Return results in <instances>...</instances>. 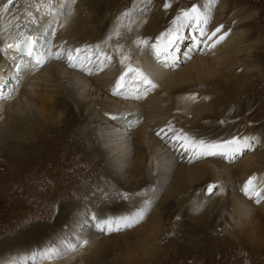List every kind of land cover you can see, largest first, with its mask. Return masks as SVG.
Returning a JSON list of instances; mask_svg holds the SVG:
<instances>
[{
    "label": "bare ground",
    "instance_id": "obj_1",
    "mask_svg": "<svg viewBox=\"0 0 264 264\" xmlns=\"http://www.w3.org/2000/svg\"><path fill=\"white\" fill-rule=\"evenodd\" d=\"M60 1L61 0H13L10 5V10L5 11L4 15L0 12V94H3V97L0 98V148L3 145L11 146L15 144L17 149H15L16 151L14 154L12 152V157L16 162L24 161V163L27 162L29 155L33 158L36 151L44 150L45 148H54L59 152L64 146L67 147V150L73 149L74 152L79 154L81 157L80 162L83 163L82 165L86 166L94 162V160L98 161L99 166L109 165V163H113L114 165V162L120 158V163L124 160V169H126V172H122L123 170L117 171L119 169H115L114 171L116 172L113 171L112 174V177L115 179L113 184L121 181L123 177L126 182L132 179L131 182L128 183V190L139 188V184L135 179L136 173L134 170H130V167L141 168L143 164V170L147 175L148 182L159 178L158 186L154 190L155 193L161 187L165 189L169 181L172 184L176 183L174 187L180 184V188H183L181 190L175 189L176 191L169 188L163 195L160 204L166 202L165 204L168 205L173 200V202L177 201L192 184L202 185L208 181L214 180L220 185L215 187L217 191L220 192L216 203H207V200L202 199L200 195H195V206L199 209L197 212L190 214L195 218L194 222L193 220L191 222L192 224L198 222L197 226L202 229L203 234H200L195 227L192 228L190 224L186 225L189 229L186 230L187 235L183 238L174 237L172 231L169 232V230L166 231V229L164 230L163 228L162 230L160 228V218L163 208L161 209L158 206L153 214L152 220L149 219L150 222L146 226L148 233L143 234L138 253L136 255L134 254L132 259L126 257L128 259L126 262L127 264L136 263L137 259H144V257L147 256V252H149L151 256L154 255V253L151 252V246L153 242L156 241L157 236L162 237L165 232V238L169 244L164 250L163 255L166 256V259L161 262L162 264L178 263L180 259H186L191 253H197V258L200 259L204 257L202 262H198L199 264H235L237 259L236 255L231 256L230 254L232 250L236 251L237 247L241 248L243 252L245 248L242 247L244 243L241 241H239L238 245H235L236 242L233 245L227 242L221 243L219 245L221 251L216 255L205 253V250L213 240V236L211 237L213 233L210 221L214 222L217 219V217L211 213V210L214 209V212L218 213L221 204L223 212L227 208L229 209L231 205L233 206L234 216L236 221L240 224L239 234L244 236L249 231L248 242L250 241L251 244L257 243L258 247L263 249L264 246L260 245H264V200L261 204H254L247 196H244L242 189L243 184L252 176L256 177L254 184L256 185L257 191L263 189L264 155H260V157L258 155L257 157L256 154H248L244 159L240 160L237 165L234 164L236 166L232 169L229 164L223 162L225 159L222 158L220 154L204 155L203 158H205V160L188 164L183 161L184 159H180L179 161V156L175 157L172 151L181 148L185 150L187 155L189 154V157H195L197 154L193 148L185 146L184 140L181 139V137H187L190 141L199 142L203 140L206 144H217V142L226 141L238 135H242L243 137L258 138V142L254 141L255 148H257L258 145H260L259 148L261 145L264 146L263 135L259 134L258 131L260 128L245 127L242 123L240 125L237 122L233 124L223 123V125L220 126L219 124L222 123H219V121H215V125L210 123L212 118H214L211 111L215 112L219 108L214 105L208 108L206 101H203L205 99V94H210L213 97L215 96V92H211V88L215 84H219L222 81L227 84H239V79H236V77L238 78V76H240L238 74L239 71L244 73V79L248 77V75H246L247 73H249L250 76L252 74L254 75V73H251V69L255 68L257 65L255 66L251 64L253 62H248L246 60V55L250 50L252 52H257V46L260 45V42L263 43V40L257 32H253L252 35L247 36L248 38L246 37L244 28L253 18L255 12L252 9L253 6L242 3L238 4L237 2L239 0H231V5L234 6L232 2L237 4L235 6L236 9L233 7L235 9L234 11H229L230 13H227L226 9L228 8L224 6L218 15H216L214 19H211V8L214 1L217 2L216 0H198L197 2H192V5L196 4L199 6L202 13H207L208 23L206 25L208 27L209 24H211V26L204 39L197 36L192 40L193 42L190 43L182 53L185 57L180 54L176 64L167 69L161 68L158 64L153 62L150 53L145 50V44L141 43V41H145V38L155 40L169 29L175 30L179 28V31H181L185 23L181 26L179 22L174 23V21L182 10L191 8V4H188L187 6L189 7L186 9L183 6L185 4H181L180 6L177 4V10L171 13H167L168 10L160 9L161 6H159L157 8L159 11L157 22L149 26L135 24L134 22L128 32L122 37L115 36L116 34L111 32V27H108L107 30L99 27L101 32L105 35L94 33L91 36H87L88 39H76L79 33L85 32L82 23L85 12L84 14H79L82 12V4H80V1H78V4V2L75 3L73 0H64L66 1L65 7L67 8L62 9L63 3L61 4ZM127 1L128 5H132L129 2H133L134 0ZM7 2L8 0H0V8ZM146 2H149V0H144L140 7V10L144 12H147L150 7ZM157 6L158 4L153 8ZM96 7L97 9H101L102 5L99 4ZM115 7L116 6H113V9H115ZM91 11H93V8ZM29 13H31V15H29ZM31 21H49L50 23L43 31L33 32L28 31V27H26L29 26L27 23ZM43 25L44 24H42V28ZM203 25H205L203 21L197 24L193 20V23L189 25L188 29L190 28V30H193L195 27H202ZM217 27H220V32L216 34V37H212V33ZM224 33H227L224 39L213 46V41L217 37L224 35ZM25 36L40 38L36 50L44 53L45 62L43 64H35L34 60L27 55H22L17 52L14 47L6 49V45H14ZM209 37H212V39H209ZM49 38H51V47L48 46L47 50H44L46 46L40 48L41 44L43 45L48 42L47 39ZM183 38H185V34L181 37L182 42ZM161 40L166 42L167 36L162 37ZM197 42L203 43L205 47L210 45L211 48L203 51V53H199L194 50ZM70 47H72V50L75 52L76 49H80V47H86L89 48L86 49L88 53H93L95 55L94 59L89 63H87L86 59L80 63L81 67L79 70L84 73L70 69L64 61L65 56H67V51L71 50ZM112 49L120 53L117 57L121 62L123 60L122 63L124 65L120 72L117 71L115 67L109 69L108 74L111 72L117 75H115L116 77L113 79L111 75L104 74L102 70L101 73L98 71L101 69V65L109 61L105 58L106 51L113 52ZM57 52L60 54L59 57L56 55ZM173 56L177 57L175 54ZM124 57H127V59H123ZM21 61H23L22 64ZM186 63L189 64L186 65ZM18 64L21 65L20 70L16 67ZM256 64H258V62ZM128 66L137 68L144 75L148 76V78L156 84V90L153 93H148V95L143 96L141 99H120L113 95V89L119 78L118 75L125 72ZM75 68L77 69L78 67ZM180 68L181 70H179ZM5 76L7 77L4 79ZM256 77L261 79V77ZM10 78H12V80L7 81ZM17 81H19V83H17ZM5 82L7 83L4 84ZM193 84L198 85L197 89L188 90L187 88ZM143 87L146 86L144 85ZM124 89H126V85L122 88V90ZM151 89L152 88L148 91ZM90 90L91 94L88 95L86 92ZM239 92L240 91L230 90L228 98L234 97V95ZM100 96H103L101 101H99ZM104 98L107 99V101L103 102ZM250 100L251 103L249 102V104L246 105V112L249 107L252 108L256 106L260 109L263 108L257 105L260 104L264 106L261 101L258 102L259 99L256 96H251ZM252 103H256V105ZM76 110H78L77 113ZM84 111L85 113L87 112L84 121L88 124L87 126L80 122L78 118V115L85 114ZM113 116H115L116 119H112ZM118 123L126 126L117 127ZM208 124L218 126L220 131L213 134V136L207 131H201L203 129L202 125ZM93 125L98 128L93 129L96 130V135H89L91 131L90 128ZM161 129L164 130L162 133L163 136L159 137L157 133L160 132ZM44 130L50 135L49 146L41 134V131L43 132ZM92 137L94 141L100 138L104 145V150L99 145L98 141L96 142V147H92L87 143ZM217 137H220V139L216 140L215 138ZM43 140L44 142H42ZM167 142L169 143L168 145ZM256 143H258V145H256ZM96 151L99 153L100 157L96 155ZM144 155L147 159L146 162H143ZM210 157L214 158L206 160V158ZM117 162L119 163V161ZM182 162H184V164H182ZM154 168L160 170L161 174L157 175L155 178H151L155 175ZM84 171L82 177L88 175L87 170ZM0 172H3V170H0ZM203 175H207V177L203 179ZM2 179L3 176L1 177L0 175V183ZM187 181H189V183ZM225 186L230 188H228L230 190L229 197L227 195L228 192L226 193L228 189L225 188ZM83 187V184H81L78 192L82 191ZM30 190L31 189H29V192ZM46 193L51 194L50 191ZM65 193L69 194L64 192V196L66 195ZM153 194H151L150 197L142 198L141 196H136L135 198H131L134 207L127 213L136 216L141 210L143 214H145L147 208L151 210L150 204L152 203V206L155 205V202H153ZM82 195H84V197H81ZM87 196H89L88 193H78L72 198V202L82 201L86 199L85 197ZM187 196L188 195H186V197ZM169 197L172 198L170 199ZM188 203L189 202H187V204ZM73 205L74 204L70 203L61 207L62 211L60 218L57 220L59 221L57 226H60L66 220L70 221V219H72L70 222L75 224L72 227L73 230L83 232L81 228H83L82 226H84V224L88 226L90 223L89 219L85 216V218H77V215L72 217V208L69 213V207ZM189 208L192 209L190 203L185 207V212H187ZM109 215L108 213L104 215L103 218L108 219ZM96 218L97 221L95 220L96 222L95 226L93 225L94 230L92 233L98 234L99 232H106V227L104 230H101L96 226L97 223L101 221L99 216ZM202 220H204V224H200ZM182 228L183 226H181V229ZM51 236L52 233L50 232L46 234L43 239H50ZM195 236H198L197 240ZM54 239V245L51 242L44 243L41 246L48 248L39 251L38 248L40 247L34 245L42 241V239H32L34 242L31 244L25 241L26 238L25 240L20 239L18 241L20 246H24L25 248L9 252V255L6 257L0 255V264H81V252L83 249L86 258H88L84 242L78 252L76 248L73 249L67 246V240L64 241L57 237ZM82 239L83 238L79 239V244L83 241ZM116 240L118 239L116 238ZM90 245L98 246L97 244ZM8 246L9 245L5 246V248H7L6 250H8ZM29 246L31 247L28 248ZM135 246L137 247L136 244ZM49 248L55 249L56 251L51 253L48 251ZM199 251H201V253ZM118 258L112 259L113 263L108 262V264H120L121 259ZM212 258H214L215 261L218 258V262L215 263ZM94 264L99 263L96 262ZM183 264L192 263L186 260Z\"/></svg>",
    "mask_w": 264,
    "mask_h": 264
},
{
    "label": "rangeland",
    "instance_id": "obj_2",
    "mask_svg": "<svg viewBox=\"0 0 264 264\" xmlns=\"http://www.w3.org/2000/svg\"><path fill=\"white\" fill-rule=\"evenodd\" d=\"M62 1L64 0L60 1L61 4L62 3L64 4V5L62 4V9L67 8L65 7L66 1L64 2ZM74 1L75 3L80 1V4H82V9H81L82 12H80L79 14L81 15L82 13L84 14L85 12L82 21L83 29L85 30V32L79 33L78 36H76V39H88L87 36H91L94 33H101L105 35L104 33L101 32L100 28L107 30L108 27L112 28L111 32L113 34H116L115 36L122 37L125 33L128 32V30L130 29V27L133 25L134 22L135 24H142L146 26H149L152 23L157 22L158 20L157 15L159 13L157 8L159 6H161L160 9L168 10L167 13H171L177 10L176 8L177 4L178 6H180L181 4L182 5L185 4L186 6L185 5L183 6L186 9L187 7H189L187 6L188 4H191L192 2H197L198 0H192V1L149 0V2H146V4L150 6L147 12L140 10L141 4L144 0H134L133 2H129L132 5H128L127 0H74ZM216 1L217 2L214 1V4L211 8V15H212L211 19H214V17L218 15L220 10L224 6L228 8V9L225 8L227 13H230L229 11H234L236 9L235 6L237 4L232 2L234 6L231 5L230 4L231 0H227V1L216 0ZM166 2H168L167 4L169 5V7H165ZM237 3L252 5L253 6L252 9L255 11L253 18L251 19V22H249L244 28V30L246 31V37L252 35L253 32H257V34L260 35L263 40L262 41L263 43L260 42L259 43L260 45L257 46L258 48L257 52H252L250 50L246 55L247 56L246 60L248 62H253L251 64H254L255 66L257 65L255 68L251 69L252 71L251 73H254V75L252 74L250 76L249 73H247L246 75H248V77L244 79L243 76L244 73L238 70L239 71L238 74L240 76H238V78L236 77V79L237 80L239 79V84H233V83L227 84L223 81L220 82L219 84H215L211 88V92L212 91L215 92V96L213 97L210 94H205V99L203 101H206V103L208 104V108L212 105L217 106L219 108L215 112L211 111L214 115V118H212L210 123H213L215 125L216 124L215 121H219V123H222L219 124L220 126L223 125V123L233 124L237 122L240 125L242 123V125H244L245 127L249 126L251 128H256V129L260 128L258 129V131L259 134L263 135L262 138L264 144V106L257 104L258 106H261L263 108L260 109L259 107L256 106L252 108L249 107L246 112V105L249 104V102L251 101L250 100L251 96L254 97L256 96L259 99L258 102L261 101V103L264 104V96H263L264 95V0H241V1L239 0ZM99 4L102 5L101 9H97L96 7ZM156 4H158V6L153 8ZM3 5L0 8V12L4 15L5 11L2 10ZM10 5L8 10H10ZM113 6H116L115 9H113ZM89 7H92L93 11H91L92 8ZM49 23H50L49 21H40V22L31 21L27 23L29 24V26L26 27H28L27 28L28 31L38 32L46 29L49 26ZM191 23H193V21H188L184 24L181 31H179L178 33V39L175 40L170 47L164 49V45L166 44V42L160 40L161 48L164 49V51H162L159 56H157L156 54V49L152 47V45L157 44L158 42L157 39L151 40L145 38V41H147V43L145 44V50H147L150 53L152 60L155 64H158V66H160L161 68L169 69L170 67L176 64V61H178V57L180 56V54L181 56H184L182 55V53L185 51L186 47H188V45L193 42L192 40H194L197 36L204 39L211 24H209L208 27L205 24L202 27H195L193 30H190V28L188 29V27ZM42 24H44L43 28H42ZM201 29L204 30L205 33L204 35H201ZM183 34H185V38H183V42H182L181 37ZM47 40L48 42L44 43L42 46L43 48L46 46L44 50H47L48 46L51 47V38ZM210 48H211L210 45L205 47L203 43L201 44L200 42H197L196 46L194 47V50H196L199 53H203V51L209 50ZM70 49L71 50L67 51V56H65L64 61L66 62V64L70 69L84 73L83 71L79 70L81 67L80 63L83 62L84 59H86L87 63H89L94 59L95 55L93 53H88L86 49L89 48L86 47H80L79 53L73 51L72 47H70ZM112 50L113 52L106 51L105 58L108 59L109 61L100 66L101 69L98 70L100 73L102 70L104 74L105 73L108 74L109 69H112L114 67L117 69V71L120 72L124 67L123 63L117 57V55L120 53H118L117 50L115 51V49ZM68 52L75 57L74 62H70L67 59L69 55ZM174 54L177 55V57L173 56ZM257 62L258 64H256ZM73 63L75 64V66H72ZM187 64L189 63H186V65ZM75 67L78 68L76 69ZM179 70H181V68ZM108 75H111L112 79L117 76L115 73H111V72ZM121 75H118V77L120 78ZM132 76H133L132 73H128V75L125 77L126 89L124 90L119 89L120 94H117L116 92L113 91V95H115L120 99L139 98L137 96H139V94L142 91H145V87H143L144 85L142 83L133 80ZM256 76L261 77V79L257 78ZM6 77L7 76H5L4 79ZM11 80L12 78L8 79L7 81H11ZM6 83L7 82H5L4 84ZM197 87H198L197 84H193L189 86L187 89L195 90L197 89ZM156 88L157 87L152 88L150 91H147L146 95H148V93H153L156 90ZM230 90L240 91L241 93L239 92L238 94H235L234 97L228 98V94ZM86 93L90 95L91 90L89 92L87 91ZM143 96H145V94ZM1 97H3V94H0V98ZM102 97L103 96L99 97V101H101ZM141 98L142 97H140V99ZM104 101H107V99L104 98L103 102ZM252 104L256 105V103H252ZM77 112L78 110H76V113ZM86 113L80 116L78 114L77 115L78 118L80 119V122L84 123L87 126L88 124L84 122L87 116ZM120 126L124 127L126 125H121L118 123L117 127ZM202 127L203 129L201 131L203 132L207 131L211 136H213V134L220 131V128L218 126H212L208 124V125H202ZM94 128L98 129L97 126L95 125L91 126L90 128L91 131L89 135H93V134L96 135V130H93ZM41 134L43 135L44 140L49 146L50 135H48L45 132V130L43 132L41 131ZM162 136L163 135L161 133L159 137ZM236 137L243 138L242 135H238ZM215 139L216 140L220 139V137H217ZM44 140L42 142H44ZM90 140L87 141V143H89L90 146L96 147V142L98 141L99 145L104 150V145L100 140V138L94 141V138L92 137ZM224 142L225 141L217 142V144H224ZM168 144L169 143L167 142V145ZM256 145H258V143H256ZM15 146H16L15 144L11 146L3 145L0 148V163H1L0 170H3V172H0L1 177L3 176V179L0 183L1 186L0 187V255L5 257L9 255V252H13L25 248L24 246H20L18 242L20 239L25 240L26 238L25 241L28 242L29 244L34 242V240L32 239H39V240L42 239V241L37 242L38 244L36 243L34 245L40 247L38 248L39 251L48 248L45 246H41L44 243L51 242L54 245L55 244L54 238L57 237L58 239H62L64 241L67 240L68 244L69 243L75 244L76 245L75 248L78 252H79V248L81 247L84 241H87L89 243L88 244L86 242L84 246L86 249V253L88 254V258H86V254L83 249V251L81 252V256H82L81 264H94L96 262H98L99 264L100 263L108 264V262L113 263L112 261L114 260V258H118V257H120L118 259H121L120 264H127L126 262L128 261V259L126 257L128 258L130 257V259H132L133 255L134 254L136 255L138 253L139 244H141V239H143V234L148 233L146 226L149 224L150 220H152L153 214L158 208V206L161 209L163 208V210L160 209L162 211V216L160 218V228L161 229L163 228L164 230L166 229V231L169 230V232L172 231V235L174 237L183 238L187 235L186 230L189 229L186 226L187 224H190L192 228L195 227L200 232V234H203L202 229L197 226L198 222L195 221L196 223L194 224H192L191 222L192 220L194 222L195 218L190 214L197 212L199 209L198 207L195 206V202H194L195 195H200L202 199L207 200V203H216L218 201V195H220V192H218L217 189L215 188L216 186H220V185L217 184L214 180H212L202 185L192 184V186L187 189L188 192L185 190V193H183V195L177 201L173 202L174 201L173 200L168 205L165 204L166 202L160 204L163 195L167 192L169 188L173 190L175 189L181 190L183 188H180L181 186L180 184H177V187H174V185L176 186V183L172 184L169 181L165 189L164 187H161L155 193L154 190L158 186L159 178L148 182L147 175L143 170L144 167L143 164L141 168L130 167V170H134L136 173L135 179L139 184V188L134 190H128L127 189L129 188L128 183H130L132 179H130L129 182H126L125 178L123 177L121 181H119L116 184H113L115 181L114 177H112L113 171L115 169L116 170L119 169L117 171L123 170L122 172L126 170L124 169V165H125L123 162L124 160L121 161L122 163L121 164L120 158H118V160L114 162V165L113 163H109V165L99 166L98 161L94 160V162L86 166V165H82L83 163L80 162L81 157L79 156V154L74 152L73 149L67 150V147L64 146L62 147V149L59 150V152L56 151V149L54 148L52 149L45 148L44 150L36 151L34 153L33 158L31 155H29L27 162L24 163V161L16 162L12 157L13 156L12 152L14 154V152L16 151L15 149H17V146L16 147ZM259 146L260 145H258V147L255 148L253 142V147L251 149H244L242 153L236 154L235 157L232 159H230L228 155H226V153L228 152L227 145H225L222 150H213V151H215L217 154H220L222 158L225 159V161L223 160L221 161L225 162L226 164H229L233 169L234 166H236L238 162L244 159V157L248 154L251 155L256 154L257 157L258 155L259 157L260 155H264L263 153L264 146L261 145L260 148ZM172 151L174 152L175 157L179 156V161L180 159L182 160L184 159L183 161H185L188 164L205 160V158H203L204 155L196 154L195 157H189V154L187 155L185 150L181 148L176 150L174 149ZM96 155L100 157L97 151H96ZM189 158L191 161L189 160ZM213 158L214 157L206 158V160ZM117 161H119V163ZM146 161L147 159L146 156L144 155L143 162ZM182 164H184V162H182ZM84 170H87L88 175L82 177V173L85 172ZM153 170H155V175L154 177L151 178H155L157 175L161 174L160 170H157V168H154ZM206 177L207 175H203V179ZM187 182L189 183V181ZM81 184H83L84 186L83 190L78 192L81 187ZM209 185L215 186L211 192L208 191ZM225 188L228 189L229 187L225 186ZM29 189H31L30 192ZM229 189L226 191V193L228 192L227 193L228 197L230 196ZM49 191L51 192V194L46 193ZM64 192H67L69 194L65 193L66 195L64 196L63 194ZM81 192L88 193L89 196L85 197L86 199H83L82 201L72 202L73 201L72 198ZM259 192H261V194L264 195V187ZM151 194H153V202H155V205L152 206L151 203L150 204L151 210L147 208L145 210V214H143L142 218H140L141 220L138 219V222L132 223L131 227H121L119 230H113L111 232H109L106 229V232H99L98 234L92 233L94 230L93 225L95 226V222L97 221L92 219L93 216L95 217L99 216V219H101V221L106 220L103 218V216L107 215L108 213L110 214L109 218H112L114 220L117 218H121L122 216L135 217L131 215V213H127L130 211L132 207H134L132 205L131 198H135L136 196H141L142 198L150 197ZM186 195L188 196L186 197ZM81 197H84V195H82ZM247 197L250 199L251 202L257 205L261 204L264 200L261 199L260 203H256V196L253 195ZM169 198L171 199L172 197ZM187 202L190 203L192 209L189 208L187 209V212H185V207L189 204V203L187 204ZM70 203L74 204L73 206L69 207V213L72 208V215H71L72 217L77 215V218L86 217L89 219L90 223L88 224V226L84 224V226H82L83 228H81L83 229L82 230L83 232H77L73 230L72 227L75 224L70 222L72 219H70V221L66 220L63 224L57 226L59 224V221L57 220L60 218V214L62 211L61 207ZM220 206L221 208L218 210V213H215L214 209L211 210V213L215 215L217 219L214 222L210 221L212 225V233H213L211 237L213 236L212 237L213 240L205 250V253L207 252L216 255L221 251L219 247L221 243L227 242L228 244L233 245L236 242L235 245H238L239 241H241L244 243L242 247L245 248L244 249L245 253L244 250L242 252L241 248L237 247V250L236 251L232 250V253L230 254L231 256L236 255L237 259L235 264H264V247L263 249H261L260 247H258L257 243L251 244L250 241L248 242L249 231L247 233L245 232L246 235L244 236L239 234L240 224L236 221V218L234 216L233 206L231 205L229 209L227 208L224 212L222 210L223 208L222 204ZM231 219L232 222L230 223ZM204 223H205L204 220H202L200 224H204ZM181 226H183L182 229ZM113 227L115 229V223L113 224ZM50 232L52 233L51 238L43 239V237H45V235L49 234ZM165 235L166 232L163 234L162 237L157 236L156 241L153 242L151 246L152 248L151 252L154 253V255L151 256L149 255V252H147V256L144 257V259L142 260L137 259L136 263H130V264H162L161 262L166 259V256L163 255L164 250L166 246L169 244V242L165 238ZM195 237H196L195 239L197 240L198 236ZM80 238H83L82 239L83 241H81L79 244ZM116 238L118 240H116ZM90 244H97L98 246L95 245L93 246ZM135 244L137 245V247L135 246ZM6 245H9L8 250H6L7 248H5ZM260 246H264V245H260ZM30 247L31 246H29L28 248ZM199 252L201 253V251ZM196 254L197 253H191V255L187 256L186 259L183 260L180 259V262L174 264H183L185 263L186 260L190 261L192 264H199L198 262H202L204 257H201L202 259L197 258ZM106 257L108 258V260ZM212 259L213 261H215L214 258ZM217 262H218V258L216 259L215 263Z\"/></svg>",
    "mask_w": 264,
    "mask_h": 264
},
{
    "label": "snow or ice",
    "instance_id": "obj_3",
    "mask_svg": "<svg viewBox=\"0 0 264 264\" xmlns=\"http://www.w3.org/2000/svg\"><path fill=\"white\" fill-rule=\"evenodd\" d=\"M13 0H8L6 4L3 5V11H7L9 8V5L12 4ZM74 2V0H73ZM165 7H169V5L166 3ZM31 15V13H29ZM195 21L197 24H199L201 21H203L204 24L208 23V15L207 13H202L200 11V8L198 5L193 4L191 8L182 10L177 16L174 21V23L179 22L181 26H183L184 23L188 21ZM222 27V26H221ZM220 32V27H217L215 31L212 33V37H216V34ZM178 33H179V28L173 30L169 29L166 33H162L161 37H157V44L152 45L153 48L156 49V54L159 56L164 49L167 47H170L175 40L178 39ZM118 34V33H117ZM204 30L201 29V35H204ZM227 35V33H224V35H221L217 37L213 41V46L216 43H219V41L224 39V36ZM167 36V41L166 44L164 45V49L161 48L160 45V40L162 37ZM212 37H209V39H212ZM38 40H40L39 37H33V36H25L22 40L17 42L16 44H8L6 45L7 48H15L17 52L21 53L22 55H27L29 58L35 61V64H43L45 62V55L42 52H39L36 50V46L38 43ZM141 43L146 44L147 41H141ZM43 45L41 44V47ZM76 52L79 53L80 49H76ZM57 57H59V52H57ZM67 59L70 62H74L75 57L69 53ZM123 59H127V57H124ZM123 62V60H122ZM23 61H21V64ZM21 65H16L17 69L20 68ZM72 66H75L73 63ZM128 73H132V79L142 83L145 85V91L144 94H147L148 89L150 88H155L156 85L152 82L151 79L148 78V76L144 75L139 69L133 68L131 66H128L125 73H123L120 78L116 82V87L113 89L114 92L117 94L119 93V89L124 88L125 86V77L128 75ZM19 83V81H17ZM112 119H116L115 116L112 117ZM163 129L160 130V132L157 133V135H160L163 133ZM181 139L184 140L185 146L186 147H191L193 148L198 155H213L217 154L213 150H222L225 145L228 146V152L226 155L230 159L234 158L236 154L242 153L244 149H251L253 147V142L256 141L258 142V138L256 137H243V138H238V137H233L231 140L225 141L224 144H215V143H205L203 140L196 142V141H190L188 140L187 137H181ZM256 180L255 176L249 177L247 182L243 186V191L246 195L249 196H256V203H260L261 199H264V195L261 194V192L257 191L254 181ZM215 186L214 185H209L208 186V191L211 192ZM143 211L141 210L140 212L137 213L135 217H121L115 219V221L112 218H108L106 220H102L97 223V227L100 228L101 230H104L105 227H107V230L109 232L113 230H119L121 227H131L132 223L138 222V219L142 218ZM93 220H96L97 218L95 216L92 217ZM115 223V229L113 227V224ZM86 243V241H84ZM69 248H75V244L69 243L67 245ZM49 252L54 253L56 250L55 249H48Z\"/></svg>",
    "mask_w": 264,
    "mask_h": 264
},
{
    "label": "clouds",
    "instance_id": "obj_4",
    "mask_svg": "<svg viewBox=\"0 0 264 264\" xmlns=\"http://www.w3.org/2000/svg\"><path fill=\"white\" fill-rule=\"evenodd\" d=\"M19 70H20V68H19Z\"/></svg>",
    "mask_w": 264,
    "mask_h": 264
}]
</instances>
